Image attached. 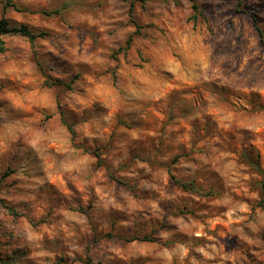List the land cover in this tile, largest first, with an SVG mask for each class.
I'll list each match as a JSON object with an SVG mask.
<instances>
[{
  "label": "rangeland",
  "instance_id": "rangeland-1",
  "mask_svg": "<svg viewBox=\"0 0 264 264\" xmlns=\"http://www.w3.org/2000/svg\"><path fill=\"white\" fill-rule=\"evenodd\" d=\"M195 2L197 12L191 0H58L47 8L0 0V20L46 33L39 39L51 49L5 38L0 108L44 114L47 123L49 80L58 79L45 75L48 65L95 63V76L76 79L88 77L112 114L106 147L125 158L118 174L91 186L51 176L55 194L16 189L39 192L58 211L47 215L67 242L54 264H177L169 257L178 246L184 264H264V45L252 18L264 33V0ZM71 7L75 23L65 19ZM16 171H0V201L15 214L0 209L14 221L17 205L3 197L21 183L10 179Z\"/></svg>",
  "mask_w": 264,
  "mask_h": 264
},
{
  "label": "clouds",
  "instance_id": "clouds-1",
  "mask_svg": "<svg viewBox=\"0 0 264 264\" xmlns=\"http://www.w3.org/2000/svg\"><path fill=\"white\" fill-rule=\"evenodd\" d=\"M38 2L47 8L58 0ZM77 11L79 9L75 7L68 9L69 14L65 15L67 23H75L72 17ZM66 27L67 24L64 25ZM70 42L75 43V40ZM42 44L44 49L40 47ZM64 47L68 48V45L64 44ZM50 50L46 41L36 40L38 53ZM75 51L74 47L68 49L72 56ZM63 59L71 60V56ZM78 60L76 58L67 64L59 61L55 72L48 71L51 63L45 69L46 76L58 77L49 80L50 104L47 105L49 111L46 115L52 119L47 123H44V114L33 112L29 118L12 106L0 108V171L11 165L17 171L10 179L21 181L11 190L13 195L3 197L17 205L19 219L14 221L12 216L0 209V264H9V261L10 264H54L52 257L62 251L61 242H67L60 224L52 223V216L59 213L49 205L48 199H37L39 192L35 191L32 194L27 191L17 194L16 189H39L40 192L55 194V190L47 188L46 184L51 176L57 179L63 177V182L69 186L74 183L91 186L100 175L118 174L125 159L117 157L106 147L108 137L105 133L112 125V114L105 111L93 89L85 84L88 77L76 79L77 74L85 72L95 76L101 68L95 63L91 68L84 64L77 67ZM69 88L71 91H68ZM80 89H84L82 94H78ZM69 109L74 114L71 119L68 118ZM33 139H36L35 144ZM79 196L80 193L73 189L70 198L78 200ZM58 202L57 197L53 203ZM49 212L52 216L47 215ZM89 212L90 209L85 208V213ZM42 218L47 222L41 223ZM171 257L176 258L177 264H184L185 253L179 246L171 249Z\"/></svg>",
  "mask_w": 264,
  "mask_h": 264
},
{
  "label": "trees",
  "instance_id": "trees-1",
  "mask_svg": "<svg viewBox=\"0 0 264 264\" xmlns=\"http://www.w3.org/2000/svg\"><path fill=\"white\" fill-rule=\"evenodd\" d=\"M192 1V8L194 11H198L199 7L197 5V3L195 2V0H191ZM253 18V22H254V26L256 28V31L259 34V38L260 41L262 43V45H264V33L263 30L258 26V21H257V17L255 15L252 16ZM8 36H21L23 38H26L27 40H29L31 43L35 42L38 38H43L44 36H47L46 33H34L30 30V28L27 25H22V26H12L10 24V22L8 20H6L5 18L0 20V52H5L6 51V42H5V38ZM131 42V40H129V43ZM177 181V180H176ZM180 183V181H178ZM185 188H189L188 186H190L191 188L194 187L192 186V184H188V183H183ZM263 188H264V182H263ZM0 204L10 213V214H15V210L5 204L4 202L0 201ZM143 240H147V238L143 239Z\"/></svg>",
  "mask_w": 264,
  "mask_h": 264
}]
</instances>
